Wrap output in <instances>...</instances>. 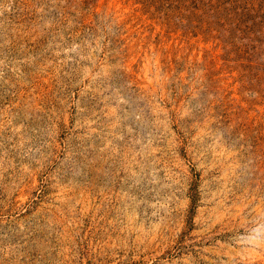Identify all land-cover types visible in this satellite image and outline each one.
<instances>
[{"label": "rangeland", "instance_id": "374dc122", "mask_svg": "<svg viewBox=\"0 0 264 264\" xmlns=\"http://www.w3.org/2000/svg\"><path fill=\"white\" fill-rule=\"evenodd\" d=\"M0 264H264V0H0Z\"/></svg>", "mask_w": 264, "mask_h": 264}]
</instances>
